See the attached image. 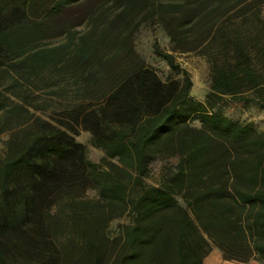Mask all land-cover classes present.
Here are the masks:
<instances>
[{
  "label": "trees",
  "instance_id": "obj_1",
  "mask_svg": "<svg viewBox=\"0 0 264 264\" xmlns=\"http://www.w3.org/2000/svg\"><path fill=\"white\" fill-rule=\"evenodd\" d=\"M263 3L0 0V264H203L211 246L264 263V132L224 114L227 101L264 110ZM150 20L207 62L204 103L157 41L181 79L135 50Z\"/></svg>",
  "mask_w": 264,
  "mask_h": 264
},
{
  "label": "rangeland",
  "instance_id": "obj_2",
  "mask_svg": "<svg viewBox=\"0 0 264 264\" xmlns=\"http://www.w3.org/2000/svg\"><path fill=\"white\" fill-rule=\"evenodd\" d=\"M261 17L264 18V3L260 9ZM157 41L159 47L164 52L173 56L175 63L180 66L182 70L188 72L190 79L192 81L191 96L198 102L204 103L205 96L209 93V66L207 62L195 53H175L172 51L171 44L161 26L158 25L153 20L147 21L142 24L138 29L134 37L135 50L139 55L145 59V61L154 68L159 78L165 82L168 78L181 79V76H176L169 68L168 64L156 56L153 51V43ZM204 96V97H203ZM198 98L200 100H198ZM224 114L226 117L234 122L239 123H251L258 131L264 132V110L256 106H250L249 108H244L242 103L227 101V105L224 108ZM8 139L7 134L0 136V157L4 154V143ZM90 136L86 132H81L75 140L81 143L86 148L87 158L96 164H100L101 160L104 158L102 151L93 148L90 145ZM176 158H170L167 160H157L153 162L150 166V171L145 179V183L148 186L158 187L161 176L166 167H171L176 164ZM86 195L89 198L96 196L95 191H87ZM131 218L125 216L121 219L113 221L108 229L110 236H114L118 233L119 227L121 225L130 224ZM214 249L211 246V250ZM249 264H264L258 261H250Z\"/></svg>",
  "mask_w": 264,
  "mask_h": 264
},
{
  "label": "crops",
  "instance_id": "obj_3",
  "mask_svg": "<svg viewBox=\"0 0 264 264\" xmlns=\"http://www.w3.org/2000/svg\"><path fill=\"white\" fill-rule=\"evenodd\" d=\"M198 100L200 99L198 98ZM203 264H238V263L225 261L222 257L221 252L217 250L216 248H214L211 250L210 254L204 259Z\"/></svg>",
  "mask_w": 264,
  "mask_h": 264
}]
</instances>
